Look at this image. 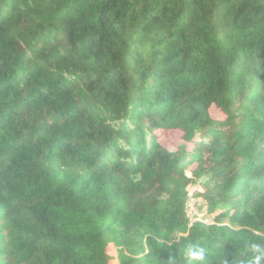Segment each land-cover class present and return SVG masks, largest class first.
<instances>
[{
	"label": "trees",
	"instance_id": "obj_1",
	"mask_svg": "<svg viewBox=\"0 0 264 264\" xmlns=\"http://www.w3.org/2000/svg\"><path fill=\"white\" fill-rule=\"evenodd\" d=\"M193 243L264 264V0H0V264Z\"/></svg>",
	"mask_w": 264,
	"mask_h": 264
},
{
	"label": "clouds",
	"instance_id": "obj_2",
	"mask_svg": "<svg viewBox=\"0 0 264 264\" xmlns=\"http://www.w3.org/2000/svg\"><path fill=\"white\" fill-rule=\"evenodd\" d=\"M255 251H259L258 245H253ZM185 256L191 262H202L206 257V250L201 247L199 244H189L185 249ZM261 257L255 256L251 264H259Z\"/></svg>",
	"mask_w": 264,
	"mask_h": 264
}]
</instances>
